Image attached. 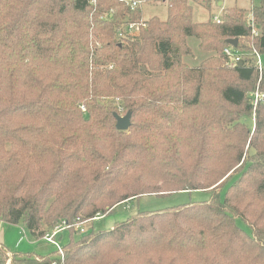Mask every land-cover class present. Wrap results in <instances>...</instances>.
<instances>
[{
	"label": "trees",
	"instance_id": "trees-1",
	"mask_svg": "<svg viewBox=\"0 0 264 264\" xmlns=\"http://www.w3.org/2000/svg\"><path fill=\"white\" fill-rule=\"evenodd\" d=\"M141 1L164 4L166 19L118 0H0V222L34 239L68 226L60 251L0 246V264H264V104L249 99L264 95V2L216 24L212 0ZM189 38L209 54L194 68ZM233 39L242 60L228 67ZM195 192L208 201L76 229Z\"/></svg>",
	"mask_w": 264,
	"mask_h": 264
},
{
	"label": "rangeland",
	"instance_id": "rangeland-1",
	"mask_svg": "<svg viewBox=\"0 0 264 264\" xmlns=\"http://www.w3.org/2000/svg\"><path fill=\"white\" fill-rule=\"evenodd\" d=\"M223 1V7L226 9H221L216 6L215 3L212 4V11L220 14L219 19L223 15H226L227 11L233 8H242L250 10L254 6H259L264 0H219ZM230 7V8H229ZM232 7V8H231ZM143 20L147 21L152 17H156L161 21L166 19V8L162 3H145L141 6ZM208 20L207 12L200 6L193 4V21L194 22H206ZM188 46L190 47L192 54L190 56L184 57L183 62L191 68L197 67L204 59H206L209 54L204 53L198 49V41L194 38H189ZM263 61V58H262ZM224 66V65H223ZM225 67L226 64H225ZM120 116H124V113H120ZM223 195V193H222ZM221 195V196H222ZM209 194L204 192H195V193H177L167 197H146L141 198L138 202H131L128 204H123L117 206L111 213L107 216L101 217L98 220L90 221L85 223L82 228L84 230H89L92 228L94 231H106L109 230L114 224L120 223L126 220L128 217L134 215L138 211L140 212H154V211H163L166 209L174 208L177 206L189 204V203H198L208 201ZM237 225L247 231V228L237 221ZM4 230L3 236V246L14 252L20 253H30L34 252L39 255H44L48 251L52 250V247L46 245L43 242L30 241V234L27 233L22 225H6L2 224ZM23 231V232H21ZM21 232V233H20ZM60 236H63V242L60 241L59 246L62 247L67 242V235L63 233ZM29 241H28V239ZM77 237V236H76ZM47 243V242H46ZM49 244V243H48ZM51 245V244H50ZM48 250V251H47ZM9 264V261L6 262Z\"/></svg>",
	"mask_w": 264,
	"mask_h": 264
},
{
	"label": "built area",
	"instance_id": "built-area-1",
	"mask_svg": "<svg viewBox=\"0 0 264 264\" xmlns=\"http://www.w3.org/2000/svg\"><path fill=\"white\" fill-rule=\"evenodd\" d=\"M121 3L126 4L130 10L136 9L140 6H142L143 1L141 0H118ZM213 21L216 24H220L221 23V19L214 17ZM248 26L250 28V37H257L259 35L258 30L256 29L255 25H254V21L252 16L248 17ZM133 25H131L129 27V29H133ZM223 55L227 60V66L228 67H233L236 66L237 64H239L241 62V56L240 54H238L237 52L234 51V48L229 45L228 47H226L223 50ZM252 58H253V65L254 67L258 70V72H261L262 70V66H263V61H262V57L261 55H259L256 51H253L252 53ZM249 99H250V104L252 105L253 110H255V108L259 105V104H264V95L260 94V93H250L249 94ZM100 217L95 218L94 220H98ZM68 228V226H66L65 224H62L60 226H57L55 229H53L51 232L46 233L43 237L42 240H44L45 242L53 245L57 250L60 251V247L57 243V241L55 240V237L62 231L66 230ZM79 228V232L83 233L85 230L84 228L77 226L76 229ZM24 233V232H23Z\"/></svg>",
	"mask_w": 264,
	"mask_h": 264
},
{
	"label": "crops",
	"instance_id": "crops-1",
	"mask_svg": "<svg viewBox=\"0 0 264 264\" xmlns=\"http://www.w3.org/2000/svg\"><path fill=\"white\" fill-rule=\"evenodd\" d=\"M212 3H215L216 4V6L218 7V8H220V10L221 9H226L227 7H223V1H219V0H212ZM165 8H166V6H165ZM230 8V7H229ZM232 8V7H231ZM240 9H242V8H240ZM246 10V9H245ZM220 12H219V10H218V13H216V12H214V11H212V16H213V18L214 17H217V18H219L220 17ZM2 222H0V246H3V236H4V230H3V228H2ZM21 232H23V231H21ZM20 232V233H21ZM27 239H28V237H27ZM56 240V239H55ZM61 242H63V236H61V238L59 239ZM28 241H29V239H28ZM30 241H37V242H43V243H45L46 245H49L50 247H52V250L51 251H48V253H50V252H52V251H54L56 248L53 246V245H50V244H48V243H46L44 240H42V239H34L33 237H30ZM57 241V243H60L58 240H56ZM59 245V244H58ZM4 247V246H3ZM5 248V247H4ZM8 250V249H7ZM9 252H11V253H13L12 251H10V250H8ZM14 252H16V251H14ZM19 252V251H18ZM34 253V252H33ZM48 253H46V254H48ZM46 254H44V255H46Z\"/></svg>",
	"mask_w": 264,
	"mask_h": 264
},
{
	"label": "water",
	"instance_id": "water-1",
	"mask_svg": "<svg viewBox=\"0 0 264 264\" xmlns=\"http://www.w3.org/2000/svg\"><path fill=\"white\" fill-rule=\"evenodd\" d=\"M227 43L231 45L232 47L236 48L238 40L237 39L229 40ZM114 119H115V128L117 131L125 132L131 126V114L130 113H127L124 116H119L115 114Z\"/></svg>",
	"mask_w": 264,
	"mask_h": 264
}]
</instances>
